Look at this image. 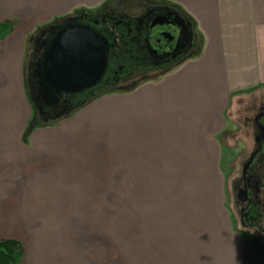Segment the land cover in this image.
Listing matches in <instances>:
<instances>
[{
	"label": "crops",
	"instance_id": "1",
	"mask_svg": "<svg viewBox=\"0 0 264 264\" xmlns=\"http://www.w3.org/2000/svg\"><path fill=\"white\" fill-rule=\"evenodd\" d=\"M113 1L0 0V25L12 27L0 40V242L21 244L20 264H135L134 253L124 261L113 255L112 232L92 236L107 246L104 259L87 258V204L99 207L92 219L99 226L115 215L117 203L101 215L98 195L118 193L119 170L141 179L178 178L184 161L205 167L221 160L235 101L264 96V0H147L175 5L191 20L197 53L157 80L107 93L28 133L35 109L27 61L35 32ZM126 188L180 195L161 198L148 213L145 201L133 202L142 219L159 221L139 264H264V248L235 229L224 188L218 203L208 187L131 181Z\"/></svg>",
	"mask_w": 264,
	"mask_h": 264
},
{
	"label": "flooded vegetation",
	"instance_id": "2",
	"mask_svg": "<svg viewBox=\"0 0 264 264\" xmlns=\"http://www.w3.org/2000/svg\"><path fill=\"white\" fill-rule=\"evenodd\" d=\"M118 1L75 21L93 28L107 48V71L90 90L46 96L41 64L49 42L61 28L59 21L40 29L34 37L31 60L35 67L30 71L29 94L39 119L69 112L89 94L122 85L137 87L143 77L174 70L197 52L193 23L177 6L147 0ZM243 111L241 168L232 185L233 202L242 234L264 248V97Z\"/></svg>",
	"mask_w": 264,
	"mask_h": 264
},
{
	"label": "rangeland",
	"instance_id": "3",
	"mask_svg": "<svg viewBox=\"0 0 264 264\" xmlns=\"http://www.w3.org/2000/svg\"><path fill=\"white\" fill-rule=\"evenodd\" d=\"M117 1L118 0L109 2L103 5L102 7H100L98 10L104 8L107 5L115 3ZM98 10L89 11V12L92 13ZM80 11L81 10L75 11V13L71 14L70 16H74ZM62 18H65V17H62ZM62 18L55 19L49 22L46 26L56 23V21H59L58 25L61 26L62 20L60 19ZM46 26L43 25L42 27L38 28L34 34V37H36L40 29ZM32 45H34L33 42L31 43V49H32ZM32 52H33V49L29 51V59L27 61L28 89H29V84H30V78H29L30 71L32 67L33 68L35 67L34 61L31 60ZM164 74L165 73L148 75L147 78L143 77V80L139 81V84L141 85L149 80H157ZM126 86L127 85L119 86L117 88H114L113 90L107 91V93L108 92L109 93L128 92L138 87V86L137 87L132 86L131 88H129ZM263 97L264 96L262 95L261 96L252 95V96L244 97L241 103H238V99L235 101L232 107L231 113H229V117L231 119L230 127L227 131H225L224 137L222 139L224 143V147H223L224 150L221 156V160L219 159L218 161L216 160L213 163H208L205 165V167L203 166V163L196 164L193 162L184 161L183 163H181V168H180L181 174L182 176L183 174L188 175V176H183V177L181 176L178 178H173V177L167 178L166 177V178H160V179L159 178H156V179L142 178L141 179L138 177L131 176V175H134V173L136 174L139 172L127 171L125 169L122 172L119 170V174L124 175V176H119L117 179L118 193L116 194L107 193V194L98 195V198L101 204L100 207H102L101 215H103V217H106L107 213L110 210V209L105 208L106 205L109 203H117V208L114 209L115 215L111 218L112 220L104 221L103 219L101 225L97 226L95 222H92V219L98 213L99 207L97 209L96 206L95 208H93L91 204L89 205L87 204L86 211H85L86 233H87V240H89V242L87 241V245L88 244L92 245L91 249L88 250L91 253V255L87 258L91 259V261L104 259L102 258L103 256L100 253H101V250L105 249V247L107 248V246L104 243L96 244L97 241L94 242L92 236L95 234H102V233L109 234L110 232H112V234L113 233L117 234V238L115 242L116 244L114 245L116 251L113 252V255L117 253V255L119 256V261H124L126 253H130V255L134 253L135 264H139L141 260V258H139L141 256L140 255L141 251L142 250L148 251L151 246V242H150L151 237L154 235L156 239L157 235L159 234V229L157 227L159 226L158 225L159 221L154 217L152 220L150 218L142 219V211L139 212V210H135L131 208L133 202L137 201L138 204H141L142 200L145 201V205L147 208L146 213H148V212H151V210H149L148 208H150L152 204H154V208L157 209L158 202L161 200V198L163 197L173 198L174 196H180L177 194L168 195V194H155V193L144 194V195L131 194L126 188L128 186V183L131 181H133L134 186L151 184V185H156V186L160 185V186H173V187H177V186L187 187L193 190L195 188L200 189V187H208L211 189V191L214 192L213 197L215 198L216 203H218L219 201H222L221 189L224 188L226 191L225 196L227 198L226 200L227 205L229 206L230 211H231V216L235 218V221H234L235 229L241 232V228L239 227L240 225H238V223H240V218L234 207V202H233L234 195L232 192L233 181L239 176L240 168H241V117L244 115L243 110L246 106L251 105L253 103L258 104L259 99L261 100V98ZM59 120L50 121L46 126H50ZM31 132L32 131H30V133ZM217 158H218V155H217ZM166 173H169V172H166ZM177 173H180V172H177ZM194 174L195 176H191ZM126 175H129V176H126ZM107 187H104V188H107ZM185 189L186 188H182V191H184ZM133 197L135 198L139 197V200H136L135 198L133 200ZM232 217L231 219L233 220ZM160 231H161L160 235H162L163 231L162 230ZM163 241L164 240H160L161 243ZM137 253H138V256L136 257ZM95 254L96 256L100 258L95 257Z\"/></svg>",
	"mask_w": 264,
	"mask_h": 264
},
{
	"label": "water",
	"instance_id": "4",
	"mask_svg": "<svg viewBox=\"0 0 264 264\" xmlns=\"http://www.w3.org/2000/svg\"><path fill=\"white\" fill-rule=\"evenodd\" d=\"M79 18H65L47 46L41 64L46 96L54 98L60 94L75 95L90 90L100 83L107 71L108 53L104 38L90 26L75 22ZM68 114L64 112L43 121L49 123Z\"/></svg>",
	"mask_w": 264,
	"mask_h": 264
},
{
	"label": "trees",
	"instance_id": "5",
	"mask_svg": "<svg viewBox=\"0 0 264 264\" xmlns=\"http://www.w3.org/2000/svg\"><path fill=\"white\" fill-rule=\"evenodd\" d=\"M85 13H91V12L81 10L80 12L75 14L74 17H81ZM65 18L60 19L62 20L61 23H63V20ZM11 30H12V27L10 23L6 22V23L1 24L0 25V40H2L8 34H10ZM105 94H107V92H98V93L89 94L85 96L81 101L78 102V104L75 105V107L72 110H69V114L64 116L63 118L71 116V114L75 113L77 110L81 109L85 105L89 104L93 100ZM34 118L31 122V123L34 122V124L32 126L30 124L29 129H28L30 131H33L37 127L46 126L48 124L44 122L43 120L39 119L37 116L35 119ZM22 255H23V249L19 242L14 241V240H3L0 242V264H20Z\"/></svg>",
	"mask_w": 264,
	"mask_h": 264
}]
</instances>
